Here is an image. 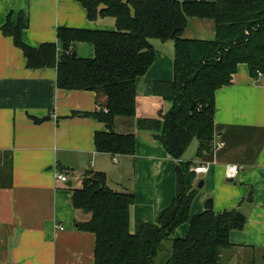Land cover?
<instances>
[{"label":"crops","instance_id":"1","mask_svg":"<svg viewBox=\"0 0 264 264\" xmlns=\"http://www.w3.org/2000/svg\"><path fill=\"white\" fill-rule=\"evenodd\" d=\"M21 14L26 23L22 39L35 48L56 42L61 50L60 28L116 29L114 17L90 20L77 0H0V264H95V234L79 228L91 214L76 209L71 200L87 171L104 172L111 188L134 193L131 228L156 223L175 197L178 159L154 131L137 126L138 118L159 117L171 107L153 88L173 79L175 42L152 40L156 59L137 79L136 117L116 118L117 132L136 134L135 154L99 152L95 134L106 130L104 122L74 115L98 110L96 92L59 88L55 67H28L24 51L2 30L9 15L17 23ZM214 35V22L200 18H190L184 32L189 39ZM75 48L80 57L95 56L87 42H77ZM214 119L217 140L224 146L200 157L197 146L195 157H182L194 166H209L196 173V186L204 183L191 216L207 210L209 199L216 214L239 208L247 221L230 233L232 246L223 252V264H264V75L255 80L248 65L239 64L233 82L216 92ZM229 163L240 166L233 179L226 178ZM60 173L68 181L59 180ZM250 190L253 201L247 202ZM188 229L186 222L176 234L185 236Z\"/></svg>","mask_w":264,"mask_h":264},{"label":"trees","instance_id":"2","mask_svg":"<svg viewBox=\"0 0 264 264\" xmlns=\"http://www.w3.org/2000/svg\"><path fill=\"white\" fill-rule=\"evenodd\" d=\"M90 20L114 17L115 30L60 28L56 42L38 48L26 44L23 14L17 23L9 15L2 26L14 38L30 68L55 67L57 84L66 90L96 92V112H74L104 122L95 134L99 152L135 154L136 134L114 129L117 117H136V82L156 59L152 40L175 42L173 79L156 82L154 93L171 103L159 117L137 119L140 129L154 131L168 153L178 159L176 194L156 223H138L131 229L135 195L108 185L101 171H87L81 188L72 191L76 209L91 214L79 228L95 234V264H223V252L232 246L230 233L245 227L247 217L239 208L216 214L207 209L191 216L198 193L195 162L182 160L193 139L197 156L212 150L216 136V92L230 85L239 64L246 63L255 80L264 74V0H77ZM190 18L212 20L213 39L184 37ZM77 42L91 44L93 58L73 55ZM196 100L194 110L190 107ZM107 108L108 111L104 109ZM245 201H253L250 190ZM189 223L185 236L176 230ZM171 241V249L164 245ZM161 251L166 252L159 260ZM258 264V263H254Z\"/></svg>","mask_w":264,"mask_h":264},{"label":"built area","instance_id":"3","mask_svg":"<svg viewBox=\"0 0 264 264\" xmlns=\"http://www.w3.org/2000/svg\"><path fill=\"white\" fill-rule=\"evenodd\" d=\"M264 74L262 72H259V76L262 77ZM105 111H108L107 108L104 109ZM224 146V142L221 140H217V137L215 136L213 142H212V149L213 150H218L221 149ZM209 169V166L202 163L199 166H193L191 168L192 171L195 173H202V172H207ZM240 172V166L238 164H233L229 163L226 165V178L228 179H233L235 178ZM57 177L59 180L66 182L68 181L69 177L66 174H57ZM63 229V227H61Z\"/></svg>","mask_w":264,"mask_h":264},{"label":"rangeland","instance_id":"4","mask_svg":"<svg viewBox=\"0 0 264 264\" xmlns=\"http://www.w3.org/2000/svg\"><path fill=\"white\" fill-rule=\"evenodd\" d=\"M198 144H199V142H198L197 138L193 139L192 142H191V144H190V146H189V148H188V150L186 151L185 154H187V155H188V154H189V155L192 154L191 157H195V156H196V147L198 146ZM131 229H132V231H135L134 226H132ZM180 232H181V231H180ZM175 236H178V234L175 233ZM179 236H180V235H179ZM164 245L166 246V250H170V249H171V241H170V240H167V241L165 242ZM160 254L165 255L166 252L161 251Z\"/></svg>","mask_w":264,"mask_h":264},{"label":"water","instance_id":"5","mask_svg":"<svg viewBox=\"0 0 264 264\" xmlns=\"http://www.w3.org/2000/svg\"><path fill=\"white\" fill-rule=\"evenodd\" d=\"M73 55H75V56L78 55V52H77V49H76V48H75L74 51H73ZM196 103H197V101L194 100L193 103H192V105H191V107H190L191 110H194V109H195ZM203 183H204V182L201 181V182L199 183L198 187H202V186H203ZM212 206H213V201H212V199H209V200L206 202V208H207V209H212Z\"/></svg>","mask_w":264,"mask_h":264}]
</instances>
